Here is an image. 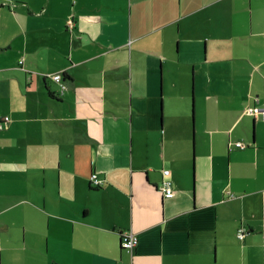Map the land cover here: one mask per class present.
Here are the masks:
<instances>
[{"label": "crops", "instance_id": "0c3cea01", "mask_svg": "<svg viewBox=\"0 0 264 264\" xmlns=\"http://www.w3.org/2000/svg\"><path fill=\"white\" fill-rule=\"evenodd\" d=\"M248 107L264 0H0V264H264Z\"/></svg>", "mask_w": 264, "mask_h": 264}, {"label": "built area", "instance_id": "2783aa9c", "mask_svg": "<svg viewBox=\"0 0 264 264\" xmlns=\"http://www.w3.org/2000/svg\"><path fill=\"white\" fill-rule=\"evenodd\" d=\"M69 26L73 27V20L69 21ZM50 75L56 82L60 84L61 94H63L66 89V86L62 82V78H63L62 73L57 72L55 74H50ZM246 113L255 116L262 113L264 116V107H248L246 109ZM9 121L10 118L8 116L0 115V129H4L5 127H7ZM237 145L240 147H245V145L242 142H237ZM163 174L167 177L170 174V170L169 169L163 170ZM90 182L93 186L96 187H100L104 184V180L101 179L96 172L91 174ZM160 189L164 191L166 197L171 198L175 194L172 187V181L169 178H165L163 180ZM246 232H247V228L242 226L238 229L237 236L239 238H243ZM137 244H138V236L132 229L125 230L121 233V245L124 249L128 250L129 252H133Z\"/></svg>", "mask_w": 264, "mask_h": 264}]
</instances>
